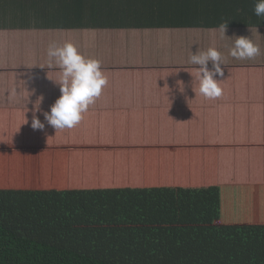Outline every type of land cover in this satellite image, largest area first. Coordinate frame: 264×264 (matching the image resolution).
Masks as SVG:
<instances>
[{
  "label": "crops",
  "instance_id": "1",
  "mask_svg": "<svg viewBox=\"0 0 264 264\" xmlns=\"http://www.w3.org/2000/svg\"><path fill=\"white\" fill-rule=\"evenodd\" d=\"M241 1L225 17L222 36L217 8L198 26L123 28L58 14L59 4L49 0H0V190L74 188L78 205L88 190H138L142 213L179 215L172 219L183 220L181 230L199 231L191 232L192 242L244 250L249 241L257 251L264 245V17L254 14L256 0ZM16 7L26 13H12ZM238 36H250L260 54L232 57ZM65 42L100 60L108 83L77 125L56 130L44 113L61 95L62 70L49 64L47 52ZM209 47L225 63L215 99L200 93L199 66L189 60ZM34 116L43 129H33ZM77 150L87 158L73 160ZM179 151L181 160H172ZM129 158L133 168L126 169ZM93 162L104 169H91L90 176L80 170ZM161 187L166 190L146 204ZM189 198L192 212L183 219ZM226 258L264 264L261 253Z\"/></svg>",
  "mask_w": 264,
  "mask_h": 264
},
{
  "label": "trees",
  "instance_id": "2",
  "mask_svg": "<svg viewBox=\"0 0 264 264\" xmlns=\"http://www.w3.org/2000/svg\"><path fill=\"white\" fill-rule=\"evenodd\" d=\"M237 1L241 0L218 5L208 0H49V3L59 4L55 7L58 14L80 21L86 17L92 23L94 16V24L100 22L101 27L130 28L136 24L186 26L191 21L192 26H198L200 17L210 16L212 8L214 11L217 8L214 19L220 26L226 16L235 15L233 4ZM21 12L26 13V9L12 10L15 14ZM164 190L153 188V198L146 204L155 201ZM125 191L118 187L88 190L89 198L83 193V203L78 205L79 192L74 188L0 190V264H234L229 263L226 255L217 254L215 247L182 239L181 231L186 230H178L183 220L172 219L179 215L142 213L139 191ZM189 200L191 210L180 215L183 219H188L192 212ZM95 208H99L96 213ZM77 214L81 215L73 221L72 216ZM190 232L199 233L198 229ZM161 250L164 251L160 253ZM200 258L203 261H198Z\"/></svg>",
  "mask_w": 264,
  "mask_h": 264
},
{
  "label": "clouds",
  "instance_id": "3",
  "mask_svg": "<svg viewBox=\"0 0 264 264\" xmlns=\"http://www.w3.org/2000/svg\"><path fill=\"white\" fill-rule=\"evenodd\" d=\"M254 14L264 17V0H256ZM226 23L220 26L221 35H225ZM260 54V47L254 43L250 36H238L230 55L238 60L253 59ZM47 55L49 64L53 61L62 70L59 81L61 95L51 106L49 112L44 113V118L52 127L57 129L72 128L77 125L82 114L90 104L101 95L102 89L108 83L100 60L85 57L72 42L62 45L52 43ZM190 63L198 65L199 91L208 99H215L222 95L216 77H223L224 71L221 65H225L224 57L215 47H209L206 51L193 53ZM211 61L212 67L208 63ZM33 129H43L44 123L38 117L32 119Z\"/></svg>",
  "mask_w": 264,
  "mask_h": 264
},
{
  "label": "rangeland",
  "instance_id": "4",
  "mask_svg": "<svg viewBox=\"0 0 264 264\" xmlns=\"http://www.w3.org/2000/svg\"><path fill=\"white\" fill-rule=\"evenodd\" d=\"M95 130H92V132L93 133H98V128H94ZM26 132V131H25ZM26 133H29V132H26ZM88 133H89V130H88ZM85 135L84 134H81V137L79 138V140H81V142H82V144L83 145H88L89 143L88 142H86L84 139H82V138H85L84 137ZM71 137H73V141H75V135L73 134ZM89 154H90V152H89ZM179 155H181V151H179L178 153H177V155L175 156V157H173V159L172 160H177V161H179V160H181V157L179 156ZM87 156H88V154H87V152H85V151H80V150H77V151H75L74 152V155H73V160H75L76 162L77 161H80V160H84V159H86L87 158ZM94 156V155H93ZM179 156V157H178ZM172 158V156H170V159ZM117 159H119V158H117ZM128 161V163L126 164L125 163V165H124V167L126 168V169H131V168H133V165H132V163H134L133 161H132V159H130L129 158V160H127ZM176 162V161H175ZM191 160H188V165H189V168H190V170H191ZM117 167V166H116ZM91 169L93 170V173H95L96 174V171L97 170H103L104 168H103V166H95L94 165V162L90 165V166H85V167H81L80 168V170H82L83 172H85L86 174L88 173V176H90V173H91ZM162 179H166V176L165 175H161L160 176ZM89 177H86L84 180H87ZM148 179H146V181H147ZM79 215H81V214H77V216H75V215H73L72 216V219H73V221H76V219H78V217H80ZM181 231V229L180 230H178V232H180ZM181 236H182V239L183 238H185V239H189V240H191V232H189V231H181V234H180ZM167 241V240H166ZM244 245V244H243ZM221 246V245H220ZM258 246V250L256 251L255 249H254V247H250V245H249V241H247L246 242V244L243 246V248H244V250L242 249V248H239L238 246H234V245H230V247H229V249H226V250H223V251H221L220 250V247L219 246H217V248H218V251H217V254H219V255H228V256H231V257H233V258H236V257H238V256H240V255H256L257 253H261V254H264V245H257ZM171 249H172V247H171ZM168 250V249H167ZM164 250H161L160 251V253L161 252H163ZM201 255H203V254H201ZM242 257H244V256H242ZM241 257V258H242ZM240 258V259H241ZM253 258V257H252ZM228 261H229V263L231 262V263H233L234 261V259H230V258H228L227 259ZM247 262H248V260L247 261H242L241 260V262L240 263H243V264H247Z\"/></svg>",
  "mask_w": 264,
  "mask_h": 264
}]
</instances>
